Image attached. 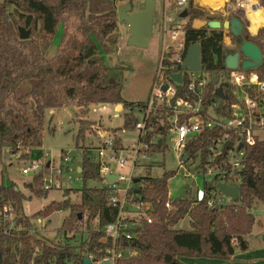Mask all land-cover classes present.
Listing matches in <instances>:
<instances>
[{"label":"trees","instance_id":"1","mask_svg":"<svg viewBox=\"0 0 264 264\" xmlns=\"http://www.w3.org/2000/svg\"><path fill=\"white\" fill-rule=\"evenodd\" d=\"M101 1L103 4L99 0H3L0 3V160L4 149L16 154L43 145L49 109L78 107V143L84 141L87 131L97 130L94 122L84 118L94 103L122 104L127 109L124 127H136L140 118L135 108L145 101H126L122 97L123 81L115 68L105 63L100 51L102 46L110 53L118 43L119 5L116 0L109 4ZM171 1L175 0H170V5ZM260 1L264 6V0ZM119 2L134 3V0ZM185 9L188 15L183 24L184 41L186 46L201 44L204 71L209 75L217 71L220 81L229 84L232 70L226 68L225 60L239 50L244 40H249L263 53V63L253 71L264 78V27L256 35L245 26L240 37L229 33L234 47H227L222 29L193 26L194 19L205 15L193 0L187 2ZM212 20L216 16L209 17ZM20 27L31 31L28 39H21ZM59 31L60 41L51 55L50 47ZM215 89L209 81L207 103L219 101L227 107L233 101L231 89L226 100L217 96ZM161 118L160 113L151 116L146 128L149 136L164 140L168 127L162 124ZM110 131L116 146L124 147L118 129ZM216 133L215 129L207 130L190 141L188 153L193 155L200 147L204 148ZM162 147L156 143L149 154ZM90 153V149L84 148L81 171L84 183L91 178L102 180L100 164L93 161ZM243 163L240 200L224 209L210 208L209 196L205 194L201 199H172L173 210H168L169 180L175 172L167 171L161 177L150 174L141 177L140 186L134 192L137 198L152 203L153 221L144 223L140 237L129 243L135 255L120 258L118 264H185L180 260L182 256L228 260L237 251L248 250L247 237L256 224L253 204L264 203V140L257 139L246 148ZM42 184L41 177H35L27 185L33 195L41 197L47 193ZM68 191L65 199L52 201L29 216L23 212L27 199L24 191L14 183L0 182V264H84L83 253L96 252V247L103 245V229L119 212L118 207L109 203V187L91 189L85 184L81 188V203H73L66 197ZM6 205H12L17 224L26 227L32 225L34 217L49 218L55 212L69 210L60 231L79 227L87 212L89 233L80 243L62 246L43 235L37 237L25 230H11L10 224L2 220L1 212ZM186 218L190 220V228H180L179 223Z\"/></svg>","mask_w":264,"mask_h":264},{"label":"built area","instance_id":"2","mask_svg":"<svg viewBox=\"0 0 264 264\" xmlns=\"http://www.w3.org/2000/svg\"><path fill=\"white\" fill-rule=\"evenodd\" d=\"M188 1L175 0L171 6L169 0H166L173 13L178 15L185 10ZM226 4L230 6L229 0H225L223 7ZM166 16L167 11L162 24L165 36L168 32L175 36L177 30L180 28L183 30L182 24H179L174 18L167 19ZM229 39L231 40L230 36ZM187 49L184 36L182 41L175 46L173 44L163 46L162 56L148 97L143 105L135 108L136 113L141 116L136 124V128L140 130L136 146L132 149L117 147L111 138L94 149L96 154L93 161L100 164V174L103 179L108 181L109 203L118 207L119 212L115 220L103 229L104 237L101 241L103 245L96 247V252L83 253L84 264L86 258L91 261L90 264H118V260L125 257L124 252H129L128 256L135 255L136 252L129 246V243L140 237L144 223L153 221L152 203L137 198L134 192L141 182V177L138 178L134 175L139 157H148L153 145L159 143L160 139L163 140L159 136L148 135L146 126L151 116L160 113L162 124L167 125L168 132L174 134V150L179 167L183 168L187 162L191 161L196 165V171L204 175L205 185L202 196L197 199H201L207 194L209 196L208 206L219 209H224L231 203H235L231 201L230 197H226L216 185L225 183L230 187L240 186L246 148L260 139L257 133L259 130H264V78L260 77L253 69L243 70L239 67L232 70L229 78L230 86L228 84L225 90L230 97L229 91L232 86L233 101L227 107L222 106L219 101L207 103V85L211 81V75H209L210 80L204 79L202 76H195L196 72L203 70V65L200 71H193L189 68L182 69ZM178 72H182V83L171 77L172 74ZM221 82L223 81H220L219 78L218 84ZM210 108H213L214 115L210 114ZM213 129L216 130V135L204 148L200 147L193 155H190L187 151L188 143L207 130ZM228 142L231 144L225 151V145ZM163 144L164 140L161 146ZM33 149L26 148L15 155L21 159V155L27 153L29 157L27 162H29L33 156ZM128 151L134 154V158L130 173L125 174L122 171L128 167V158L124 156V153ZM186 153L189 154L188 160L184 159ZM44 159L33 160L30 165L27 164L21 169L23 174L34 172L35 177L43 173L42 188L44 191L62 188L65 180L81 178L79 167L71 156V150L62 152L61 160L57 166L53 161L44 162ZM110 162L117 163V171L112 169ZM111 174L116 175L112 182L107 178ZM136 179H139L137 185ZM190 188L192 191V186ZM168 195L169 200L166 207L168 210H173L172 199L175 198H172L170 191ZM1 213L2 220L10 224L11 230H25L37 237L43 235L47 240L62 246L67 243H80L89 233L87 212L79 227L62 231L59 230L60 228L49 229L48 218L42 216L32 218V225L28 227L17 224L12 205H6ZM95 221L97 222L98 218ZM92 229H96V227L93 226ZM49 232L53 233V236L45 237L44 235Z\"/></svg>","mask_w":264,"mask_h":264},{"label":"rangeland","instance_id":"3","mask_svg":"<svg viewBox=\"0 0 264 264\" xmlns=\"http://www.w3.org/2000/svg\"><path fill=\"white\" fill-rule=\"evenodd\" d=\"M112 1L113 0H105L107 4ZM160 1L161 0H157V8L154 12L153 33L147 47L129 45L128 26L120 21L116 31L119 37L117 45L113 47V50L110 53H106L103 47L100 46L101 57L107 65L115 68L117 76L123 81L124 88L122 91V97L126 101L134 102L145 100V98L147 99L150 92V86L152 85L156 69L162 56L163 46L166 44L167 46L172 44L175 46L183 39L184 32L182 28L177 30V34L175 36L171 32H168L165 36L163 27L160 28V24L161 26L163 24V21H160L161 16L163 15V13H161L163 10L160 7ZM193 1L196 2L198 8L200 7L209 12L211 8H209V6H204L203 4L210 3L211 5L217 7L223 5L225 0H214L213 3H211L212 0H201L203 3L202 5H200L199 0ZM242 1L243 0H229L230 6L226 4L222 7L225 9V12H219L224 16L220 17L221 20L232 17L231 15L234 14H230V12L234 10L247 17L245 7L240 4ZM256 1L262 6L260 0ZM1 2H3V0H0V3ZM99 2L103 4L101 0H99ZM116 2L118 5L120 4L119 0H116ZM145 2L146 0H134L133 11L144 9ZM171 2L173 3V1ZM164 17L165 13L163 18ZM166 18H174L179 24L183 25V19L180 18L178 14L173 13L169 4ZM60 36L61 31L57 33L53 43L51 44V55H53L56 51V46L59 44ZM195 76H202L204 79L210 80L209 74L204 70L196 72ZM232 89L233 88L231 86V92ZM77 110V106L71 105L61 109H49L47 111L43 145L34 149L32 148L33 156L29 162H27L29 159L27 153H24L21 155V159H18L16 155L11 154L8 149H4L2 159L0 160V182L6 185L14 183L16 188L24 191L27 196V199L24 201L23 212L25 214L33 215L39 212L43 206H46L50 202L65 199L64 194L67 193V190L69 191L66 197H69L73 203H77L81 201V188L85 184L87 187H103L108 184L105 179L98 180L91 178L84 183L81 178H74L72 180H65L62 188L52 189L47 191L45 195L38 197L32 194L27 185L35 179L36 174H34V172H31L30 174H23L21 171L24 166H27V164L30 165L33 160L45 158L44 162L53 161L55 166H57L61 160L62 152L71 150V156L73 157L74 162L76 164H80L84 157V148L91 149L90 155L94 157L96 154L94 149L100 147L103 142L109 141L113 137V134L109 131V129H118V137L127 149H132L138 143L140 130L136 127H124L125 113L127 109L124 108L122 111H118L116 110L115 104L104 102L90 105L88 115L84 118L94 122L93 126L96 127L97 130L87 131L85 133L84 141L81 140L78 143L77 135L79 133L80 124L77 120ZM210 114L214 115L213 108H210ZM138 116L139 118L141 117L139 114ZM103 128L107 131L106 134H103L101 130ZM257 134L260 139L264 140V130H259ZM174 147V134L167 132L164 136V145L160 151H157L146 158L141 156L139 157L134 170L135 177H145L148 174L152 177H161L167 171H174L175 176L169 180V191L172 198L201 197L205 185L204 175L196 171V165H194L191 161L187 162L183 168L179 167ZM124 156L128 158V167L122 172L129 174L133 164L134 154L128 151L124 153ZM110 166L115 171L118 170L116 162H110ZM38 177H41L43 180V173H41ZM137 184L138 183H136V185ZM191 186L192 191L190 188ZM252 213L256 218V224L253 232L261 233L259 237L253 238L252 242L253 244H258V242L264 241V203L261 201H255ZM68 214L69 210H62L49 216L47 219L49 222V229H59ZM178 226L190 227V223L188 220H182ZM44 236L50 238L53 236V233L49 232ZM123 255L128 256L129 252L126 251ZM182 258L184 262L186 259L190 260L192 257L183 256ZM193 258L197 259L196 262H201L202 259H209L204 257Z\"/></svg>","mask_w":264,"mask_h":264},{"label":"water","instance_id":"4","mask_svg":"<svg viewBox=\"0 0 264 264\" xmlns=\"http://www.w3.org/2000/svg\"><path fill=\"white\" fill-rule=\"evenodd\" d=\"M156 10V0H146L145 7L139 11H133V3L126 2L118 7V19L120 22L125 23L128 26L129 38L128 44L138 47H147L151 39L154 27V12ZM188 15L187 10L185 9L181 13L182 18H186ZM207 25L212 29H222L229 33H232L235 37H240L244 29V21L239 17H232L226 20H212L207 23ZM21 39L25 40L30 37L31 31L20 27L19 29ZM203 54L202 46L200 43H194L188 46L184 62L182 64V69L189 68L193 71H200L203 65ZM263 63V53L260 47L249 41L244 40L241 44L239 50L234 54L227 56L225 60L226 68L230 70H236L239 67L243 70H250L258 68ZM171 77L182 83V72L172 74ZM211 82L213 86L216 87L215 94L222 99H228L229 94L225 90L228 87V83L219 82V74L217 71L211 73ZM166 89V87H163ZM163 142L162 139L159 140L161 145ZM231 142H228L225 145V151ZM189 154L184 155V159L188 160ZM116 175H108V180L113 181ZM135 182H139V179H136ZM216 187L226 196L230 197L232 202H237L240 200L241 188L240 186L230 187L225 183H218ZM78 240V239H77ZM91 261L86 258L85 264H90Z\"/></svg>","mask_w":264,"mask_h":264},{"label":"crops","instance_id":"5","mask_svg":"<svg viewBox=\"0 0 264 264\" xmlns=\"http://www.w3.org/2000/svg\"><path fill=\"white\" fill-rule=\"evenodd\" d=\"M200 2V5H202L203 3L201 2V0H199ZM195 3V6L198 7L196 5V2L194 1ZM225 1L223 2V5H224ZM168 4L165 0H161L160 1V7L162 8L163 12V15L161 16V19L160 21L162 22L163 21V16H164V13L167 11V8H168ZM122 5V4H119V6ZM204 6H209V8H211V10H209V12L205 11L204 9H202L204 12H205V15H203L202 17L200 18H196L193 20V26L196 27V28H201V27H204V26H207V23L209 22V17H213V16H216V20L219 18L221 19L220 17H224L223 15H221L219 12H225V9L222 8L223 5H220V6H213L211 5L210 3H206V4H203ZM260 5V4H259ZM261 6V5H260ZM262 7V6H261ZM156 8H157V0H156ZM200 8V7H199ZM222 8V9H221ZM264 9V7H262ZM230 14H234L233 17H239L241 18L243 21H244V26L249 30V32L252 34V35H256L259 31L260 28H263V26L259 27L256 31H253L251 29V25H250V22H249V19L247 20V17H245V15H242L240 13H238L237 11H231ZM232 17H229L228 19H230ZM226 20V19H225ZM187 22V19H183V24ZM161 24H160V28H161ZM224 31V40H223V43L227 46V47H234V43L232 41V39L230 40L229 39V32ZM231 37V36H230ZM146 100V98H145ZM145 100H142V101H145ZM124 109V106L122 104L120 105H116V110L118 111H122ZM94 127V126H93ZM103 134H106V130L103 128L101 129ZM110 131V129H109ZM111 132V131H110ZM123 144V143H122ZM124 146V145H123ZM82 165H83V159L82 161L80 162V164H77V166L79 167V171L81 172L82 171ZM103 180V178H102ZM108 183V181H106ZM108 187V184L103 186V187ZM103 187H97V186H94V187H88V188H91V189H95V188H103ZM18 189V188H17ZM71 190V189H70ZM202 196V194H201ZM82 201V199H81ZM80 202H77V203H81ZM28 215V214H26ZM31 216V215H29ZM184 220H189V218L187 219H184ZM180 228H184V229H189L190 227H182V226H179ZM261 235V233L257 232V233H254L252 232L247 238L250 242V248L246 251H237L231 259H228V260H222V259H202L201 262H196L197 259L195 258H190V260L186 259L184 261L185 264H264V241L263 242H258V244H253V238H257ZM250 237V239H249ZM183 257V256H182ZM180 257V260L183 262V258Z\"/></svg>","mask_w":264,"mask_h":264},{"label":"bare ground","instance_id":"6","mask_svg":"<svg viewBox=\"0 0 264 264\" xmlns=\"http://www.w3.org/2000/svg\"><path fill=\"white\" fill-rule=\"evenodd\" d=\"M213 2L214 0L211 1V3ZM240 4L245 7L246 15L253 31L264 25V9L258 5L256 0H243Z\"/></svg>","mask_w":264,"mask_h":264}]
</instances>
